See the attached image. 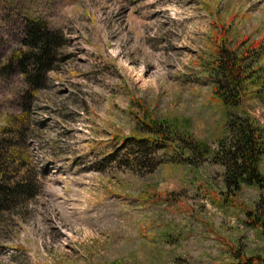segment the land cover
Instances as JSON below:
<instances>
[{
    "label": "rangeland",
    "instance_id": "374dc122",
    "mask_svg": "<svg viewBox=\"0 0 264 264\" xmlns=\"http://www.w3.org/2000/svg\"><path fill=\"white\" fill-rule=\"evenodd\" d=\"M24 19L63 43L29 104L35 192L0 215V264L264 257L246 217L261 191L230 195L212 159L229 116L249 118L264 142V0H0V64L21 47ZM221 48L252 63L237 107L212 84ZM25 90L19 72L0 73V127ZM153 124L171 141L135 144L157 139ZM180 138L206 155L183 163L193 157ZM258 169L264 178V156Z\"/></svg>",
    "mask_w": 264,
    "mask_h": 264
},
{
    "label": "trees",
    "instance_id": "16d2710c",
    "mask_svg": "<svg viewBox=\"0 0 264 264\" xmlns=\"http://www.w3.org/2000/svg\"><path fill=\"white\" fill-rule=\"evenodd\" d=\"M21 36V47L12 51L8 60L0 64V73L19 72L26 87L21 98L20 113L9 117L7 124L0 127V215L17 208L35 192L34 169L30 167L31 155L26 141L32 125L28 108L35 91L43 86L46 73L59 62L63 43L61 35L48 30L41 19H24ZM218 53L219 57L210 71L215 93L225 105L237 107L242 99L244 82L253 71L252 63H247L246 58H239L224 48L219 49ZM146 129L153 131L157 139L136 138L135 144L157 147L158 144L163 146L171 141L154 124L148 125ZM172 141L175 143V140ZM177 141H180L181 149H188L193 157L180 156L183 163L193 164L195 159L206 155V151H200L194 143H188L183 138ZM263 156L261 129L249 118L229 116L226 137L218 142L212 159L223 168L222 182L230 195L235 194L241 185H254L261 191L262 195L254 210L248 212L246 217L250 227H259L264 235V178L258 169V162ZM170 162L174 163L175 159L172 158ZM238 264H264V257H248L239 260Z\"/></svg>",
    "mask_w": 264,
    "mask_h": 264
}]
</instances>
